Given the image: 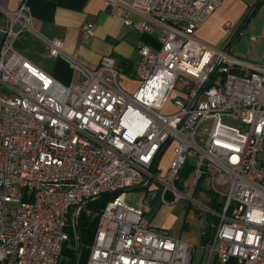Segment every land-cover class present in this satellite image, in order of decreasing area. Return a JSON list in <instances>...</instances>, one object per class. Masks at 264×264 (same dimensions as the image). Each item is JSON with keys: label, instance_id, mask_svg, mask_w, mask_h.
Wrapping results in <instances>:
<instances>
[{"label": "built area", "instance_id": "1", "mask_svg": "<svg viewBox=\"0 0 264 264\" xmlns=\"http://www.w3.org/2000/svg\"><path fill=\"white\" fill-rule=\"evenodd\" d=\"M224 1L134 0L143 20L126 24L152 31V19L170 30L159 50L140 47L135 91L119 83L114 58L90 69L55 40L50 53L70 58L83 76L59 82L14 47L31 29L28 0L7 11L0 28V264H60L70 223L91 214L88 202L117 192L99 216L88 264H192L196 245L154 227L125 194L149 187L172 204L195 201L183 189L200 186L221 204L214 235L201 247L224 261L264 264V58L232 57L197 36ZM82 31L87 41L96 24ZM176 90L178 110L164 114ZM171 146L166 170L160 162Z\"/></svg>", "mask_w": 264, "mask_h": 264}, {"label": "crops", "instance_id": "2", "mask_svg": "<svg viewBox=\"0 0 264 264\" xmlns=\"http://www.w3.org/2000/svg\"><path fill=\"white\" fill-rule=\"evenodd\" d=\"M229 1L225 0L216 12L197 30V36L200 39L223 50L225 53H227V49L234 38H239L242 35L255 13V11L250 13L251 9L245 7L239 13L237 25L231 32L227 30V33H221L211 40L207 32L212 28V19L218 12L225 15L223 13L231 7V1ZM19 3L20 0H0L1 29L8 24L7 11L17 10ZM28 4L32 14L31 29L23 32L16 39L14 47L33 64L65 85L76 84L83 79L82 74L75 69L74 63L70 58L90 69H97L102 59L110 56L114 58L122 72V86L129 91L137 90L141 84V82H138L140 80L138 66L142 58L140 47L149 46L153 50H159L161 48L160 35L170 31L167 25L152 19L147 20V23L152 27V31H142L126 24L127 18L136 23L143 20L142 10L134 5V0H121L120 3L115 5L109 0H28ZM249 15V19H246ZM88 22L96 24V33L94 37L86 41L83 37L82 28ZM232 26L233 23L231 21L224 23L226 29L231 30ZM3 37V33L0 32V47ZM55 40L63 42L64 52L70 58L64 55L56 57L50 53V43ZM251 41L253 43L249 54L253 61L249 62L260 63L264 58V38ZM220 43L221 45H219ZM228 54L236 57L230 53ZM236 71L238 70L236 69ZM138 188L140 187L129 189L125 194V200L129 205L144 210L153 225L150 215L151 206L146 204V198L137 202L131 198L133 199L132 202H128L131 193ZM195 192L197 191L195 190ZM207 198L213 212L217 210L215 205L219 209V201L215 199V196L211 194ZM213 217H215L214 227L203 228L199 233L191 234L187 239L182 238L180 234L175 235L170 228L161 226L160 222L153 226L168 231L174 237L195 244L196 248L192 256V264H245L236 258L224 261L216 254L210 256L201 247L202 244L206 243L204 241L209 237L208 235H210V238L214 235L219 217L216 213ZM78 223L81 224V216ZM77 225L70 223L68 231L71 238L63 250L60 264H88L90 254L87 258L81 260V252L84 246H89L91 251L92 243H85L80 240Z\"/></svg>", "mask_w": 264, "mask_h": 264}, {"label": "rangeland", "instance_id": "3", "mask_svg": "<svg viewBox=\"0 0 264 264\" xmlns=\"http://www.w3.org/2000/svg\"><path fill=\"white\" fill-rule=\"evenodd\" d=\"M230 1L229 2L231 3V7L229 10L223 13L225 15H222L219 12L215 14V17L212 19V28L209 32H207L209 34L208 37L209 39L213 40L221 33H227L228 31L231 32L232 29H234L237 25V21L240 16L239 13H241L245 7H249V9H251L250 13H253L254 11L255 13L251 17L250 22L244 29L242 35L239 38L235 37L231 42V50L229 53L242 60L253 61L249 54L253 43L251 41V36H259V40H262V37H260V35L264 27V2L260 3L261 0ZM226 21H231L233 23L231 30L224 27V23ZM219 45H221V43ZM138 82L141 81L138 80ZM119 83L122 86V74L119 77ZM179 96L180 93L178 92V90H176L172 95V100L162 110L164 114H171L178 110L177 106L174 104V99L178 98ZM172 157L173 146L166 150L161 159L160 165L167 170L168 164L170 163ZM191 162H195V160L191 159ZM159 186L163 188L162 184H159ZM183 191L191 196L196 202L187 198H181L176 203L166 204L162 202L160 192L158 190H152L149 187L135 189L131 193V196H129L130 198L128 202H132L133 199H135L134 201L137 202L146 198V204H149L151 206L150 215L152 217L153 225L157 222H160L159 224L161 226L170 228L175 235L180 234L182 238L187 239L191 234H197L203 228L214 227L215 217L213 216L215 215V213L211 209L207 198V196H210L211 193L206 190L195 192L194 188L192 187L183 189ZM202 205L205 207H203ZM90 216L91 215L87 214L86 210L82 213L81 227H85L88 224ZM184 225L185 227L183 228ZM89 248V246L83 247L81 252V260H84L89 256Z\"/></svg>", "mask_w": 264, "mask_h": 264}, {"label": "trees", "instance_id": "4", "mask_svg": "<svg viewBox=\"0 0 264 264\" xmlns=\"http://www.w3.org/2000/svg\"><path fill=\"white\" fill-rule=\"evenodd\" d=\"M262 3V0L260 1ZM260 5V4H259ZM250 15L247 16L246 19H249ZM191 167L189 165L186 166L183 172V177L187 178L191 172ZM202 187H197L196 191H199ZM209 193H211L213 196H215L211 191L207 190ZM117 193H105L101 195L99 198L92 200L87 203V208L91 210V216L90 220L88 221V224L85 227H81V224L78 223L77 225V232L79 234L80 240L84 241L85 243H92L93 238L97 229L99 216L103 210V208L106 206V204L113 200ZM215 199L217 197L215 196ZM216 209L218 210V207L215 205ZM207 239H205L204 243L210 239V235H208Z\"/></svg>", "mask_w": 264, "mask_h": 264}, {"label": "water", "instance_id": "5", "mask_svg": "<svg viewBox=\"0 0 264 264\" xmlns=\"http://www.w3.org/2000/svg\"><path fill=\"white\" fill-rule=\"evenodd\" d=\"M231 50V46L227 49V53H229ZM219 207H221V204H219Z\"/></svg>", "mask_w": 264, "mask_h": 264}]
</instances>
